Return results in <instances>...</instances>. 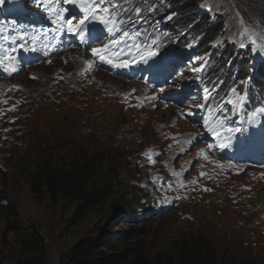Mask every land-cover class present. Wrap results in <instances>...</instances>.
Here are the masks:
<instances>
[{
  "label": "rangeland",
  "instance_id": "rangeland-1",
  "mask_svg": "<svg viewBox=\"0 0 264 264\" xmlns=\"http://www.w3.org/2000/svg\"><path fill=\"white\" fill-rule=\"evenodd\" d=\"M158 1L162 7L154 9L157 0H149L146 7H141L146 3L139 0L140 18L128 9L133 18L121 19L137 21L126 24L129 32L148 23L144 14L157 16V21L163 18L161 13L172 8L193 10L197 16H204L203 10L216 13L220 26L227 22L228 33L220 36L225 43L232 41V28L241 31L237 12L246 25L264 28V0H187L178 6H173V0ZM22 2L17 0L20 6H15L16 11L25 8ZM214 4L219 7L214 9ZM149 8L151 13L147 12ZM198 9L203 10L197 13ZM215 22L213 16L210 23ZM6 29L5 24H0V37ZM36 38L29 41L16 36L15 43L8 41L7 45L0 38V45H4L0 55L3 49L15 47L13 55L20 65V70L11 76L0 69V264H13L14 252L19 249L9 227L12 219L26 232L35 230L44 238L49 264H59L62 254L74 243L93 236L95 215L73 229L70 216L76 203L62 197L55 204L45 188L35 193L22 172L43 166L69 171L80 152H93L96 147L119 149L114 162L120 177L117 195L123 196L125 204L113 209L111 216L116 215L115 235H126L128 242L121 246L125 251L143 244L148 255L154 257L172 241L198 236L207 239L219 262L264 264V170L242 168L226 158L220 147L223 139L209 132L208 126L200 127L205 121L198 114L185 115L189 104L182 108L171 105L164 100V93L149 91L146 80H114L111 73L103 70L82 78L79 72L84 67L83 60L92 59L85 44L68 58H56L57 51H47V41ZM176 38L173 33L167 40ZM217 39L219 44L221 40ZM188 55L191 64L192 56ZM262 56L264 51H258L257 60ZM42 59L51 63L42 65ZM260 74L257 69L256 78ZM60 76L63 79H58ZM254 76V72L248 73L246 87L251 86ZM13 85L18 88L12 89ZM160 89L165 93L174 90L171 85ZM242 96L247 98L245 93ZM136 97L141 98L143 107L135 106ZM144 97L149 100L143 101ZM257 113L260 114L251 123L252 129L264 136V112ZM149 153L155 163L149 162ZM205 155L210 161L224 164L225 171L221 173L214 163L204 159ZM201 172L207 175L202 177ZM134 205L149 211L139 217L137 225L115 221L126 207ZM103 228L107 230V226Z\"/></svg>",
  "mask_w": 264,
  "mask_h": 264
},
{
  "label": "trees",
  "instance_id": "trees-1",
  "mask_svg": "<svg viewBox=\"0 0 264 264\" xmlns=\"http://www.w3.org/2000/svg\"><path fill=\"white\" fill-rule=\"evenodd\" d=\"M187 0H174V6L185 3ZM1 9V6H0ZM206 15V14H205ZM190 18H194V14L188 13L185 23ZM206 24L208 18H205ZM0 21H4L3 18ZM184 23V24H185ZM168 31L169 29H160ZM148 35L155 41L161 40L158 37L156 29L152 31L153 37L148 31ZM166 35V33H165ZM167 37V35H166ZM160 51L169 49L173 43L169 41H161ZM179 44L178 47H181ZM212 78L208 79L211 84ZM260 82L255 86L248 88V98H258L262 101L256 103L250 102L245 106L243 114L248 116L251 111L255 110L258 105L264 106V93L255 90L256 87H262ZM244 84L239 85V94L243 95ZM237 117H239L237 115ZM94 148L93 152L89 149L80 152L74 162L71 163L69 171L49 170L46 167H38L31 172L23 169V176L32 184L35 193L46 189L45 193L50 196L53 203L58 204L60 199L64 197L68 201H74L71 220L74 228L81 222H86L91 215L97 217V223L94 227L92 237H84L74 243L61 256L59 264H226L227 260L217 261L213 247L207 239L198 236H183L179 241H172L169 247L160 251L154 257H150L146 251V247L141 244L138 247L125 251L122 245H126L128 240L123 235H115L114 217L111 216L112 210L119 209L124 205L123 196L117 195V184L120 181L118 172H116V153L119 149L109 151L107 149L99 150ZM60 171H63L64 174ZM66 172V173H65ZM114 175V177H113ZM116 175V176H115ZM116 178V179H115ZM116 180V181H115ZM108 203L110 205H108ZM103 207V208H101ZM139 206L127 208L121 216L115 221L124 224L137 225L140 214ZM9 214H11L9 212ZM73 219V220H72ZM13 220V219H12ZM9 220V227L17 237L19 249L15 250L13 264H49L47 248L44 238L38 231L30 230L26 232L17 220ZM78 220H80L78 222ZM78 223V224H77ZM107 226V230L103 228ZM131 226V227H132ZM138 243H141L140 241ZM229 264V263H228Z\"/></svg>",
  "mask_w": 264,
  "mask_h": 264
},
{
  "label": "snow or ice",
  "instance_id": "snow-or-ice-1",
  "mask_svg": "<svg viewBox=\"0 0 264 264\" xmlns=\"http://www.w3.org/2000/svg\"><path fill=\"white\" fill-rule=\"evenodd\" d=\"M29 2L37 9L41 10L45 14V18L48 19L51 24L56 26V33L78 36L83 43L88 45L92 59L83 60L84 67L79 72V75L82 78L87 74L94 72L99 64H107L115 68H127L131 61L125 57L131 55V49L135 48L139 54L140 45L130 43L133 36H138L139 33L129 32L126 26L127 23L134 24L137 21L129 20L126 22L120 18L128 11L124 5L130 3L131 0H25V3ZM3 3L4 0H0V4ZM65 5H67V7ZM217 7H219V5H213L214 9ZM149 10L151 11V8H149ZM132 11L135 12L138 18L141 17L142 9L140 6H136ZM235 17L239 20V24L241 25V31L239 34L247 38L249 43L255 46L257 50L264 51V28L257 29L246 25L243 18L239 17L238 12L235 14ZM0 38L4 41H10L13 44L16 40L15 36L10 38L9 36L4 35ZM105 38H107V43H103L100 47L92 46V43L102 42ZM19 39L24 40L25 36L19 35ZM243 46V43H241V47ZM20 47L23 48L24 45L22 44ZM189 47H191V45H189ZM31 50L35 51L36 49L33 48ZM16 51L17 49L15 47L10 49L6 48L2 50V55H0V69H2L8 76H11L13 73L20 70L17 57L13 55ZM157 55L158 54L155 51H147V58L155 57ZM141 59H145V56L142 54ZM46 63L50 64L51 60L46 61ZM65 63H67V60H65ZM157 64L161 73L166 70L167 65L164 62L163 57L157 61ZM202 70L203 63L201 64V67L193 68V71L195 72H200ZM31 78L36 79L37 77L32 76ZM58 79H63V77L60 76ZM16 88H18L17 85L12 86V89ZM161 91H163V89H161ZM205 91L207 92V90ZM155 98L156 97H152L151 99ZM210 98L211 97L207 94L203 97L205 102ZM136 99L138 103L135 106L143 107L144 105L141 98L136 97ZM244 99V96L238 95L235 101H229V103L234 104L235 106L236 104H242ZM147 100H149L148 97L143 98V101ZM259 114L260 113L253 112L250 123L254 122L255 117ZM207 130L217 137L221 135L219 125L213 127L212 124H209ZM200 151L203 153V149ZM148 159L150 163H155L150 153L148 154ZM204 159L209 161V163H214L221 173L225 171V165L221 164L219 161H210L209 157L206 155L204 156ZM227 167L233 168L235 165H228ZM239 171H242V169H239L238 172ZM200 175L203 177L206 176L207 173L201 172ZM261 175L264 176V173ZM193 183L197 182L193 181ZM204 190L211 191V189L207 188Z\"/></svg>",
  "mask_w": 264,
  "mask_h": 264
},
{
  "label": "bare ground",
  "instance_id": "bare-ground-1",
  "mask_svg": "<svg viewBox=\"0 0 264 264\" xmlns=\"http://www.w3.org/2000/svg\"><path fill=\"white\" fill-rule=\"evenodd\" d=\"M191 12H192V13L194 14V16H195V13L193 12V10H192ZM204 19H205V18H203V20H201L200 24H201L202 22H205V25H206V20H204ZM207 21L209 22V19H208ZM205 25H204V26H205ZM235 42H236V39H232V41H230V44H232L234 47H236V45H235L236 43H235ZM46 61H48V60L42 59L41 64H42V65L47 64ZM238 153H240V152H238ZM218 170H219V169H218ZM227 171H228V170H227ZM230 173H231V172H230ZM217 175H218V174H217ZM231 175H233V174H231ZM229 176H230V175H229ZM227 178H228V177H227ZM227 178H226V179H227Z\"/></svg>",
  "mask_w": 264,
  "mask_h": 264
}]
</instances>
